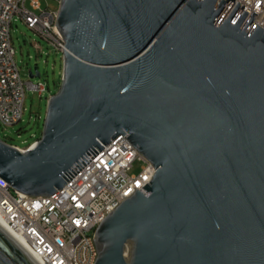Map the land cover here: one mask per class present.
I'll return each mask as SVG.
<instances>
[{"label":"water","instance_id":"95a60500","mask_svg":"<svg viewBox=\"0 0 264 264\" xmlns=\"http://www.w3.org/2000/svg\"><path fill=\"white\" fill-rule=\"evenodd\" d=\"M236 0H60V89L0 177L51 196L117 136L152 180L97 227L94 264H264V29ZM31 79L41 76L38 66ZM0 264H42L0 223Z\"/></svg>","mask_w":264,"mask_h":264},{"label":"built area","instance_id":"2783aa9c","mask_svg":"<svg viewBox=\"0 0 264 264\" xmlns=\"http://www.w3.org/2000/svg\"><path fill=\"white\" fill-rule=\"evenodd\" d=\"M25 1L0 0V121L5 125L22 120L27 90L38 91L40 97L47 91L44 83L24 81L20 75L11 38L14 16L20 15L30 29L65 52L66 43L57 28L59 12L38 14L28 10ZM238 3L250 9L239 28L254 12L257 15L246 33L255 24L264 29V0H236L225 19ZM32 5L40 10L37 0ZM127 135L117 136L107 146L101 143L104 149L51 196L25 195L0 177V218L42 264H94L98 257L97 227L136 189L148 194L143 187L152 180L156 169L139 154ZM136 160H143L145 165L140 174L132 175Z\"/></svg>","mask_w":264,"mask_h":264},{"label":"rangeland","instance_id":"374dc122","mask_svg":"<svg viewBox=\"0 0 264 264\" xmlns=\"http://www.w3.org/2000/svg\"><path fill=\"white\" fill-rule=\"evenodd\" d=\"M26 0L25 7L35 13L42 11H58V0H37L40 10H35L32 2ZM12 44L15 49V60L20 75L24 81L30 78L29 72L35 65L41 74L39 78L31 79L33 82H42L47 91L40 97L38 91L27 90L25 111L21 121L13 125H5L0 121V139L12 146L27 149L42 135L48 100L60 89L63 72V52L58 50L40 34L30 29L20 15H15L11 26ZM145 162L136 160L131 168L132 175L142 171Z\"/></svg>","mask_w":264,"mask_h":264},{"label":"bare ground","instance_id":"6f19581e","mask_svg":"<svg viewBox=\"0 0 264 264\" xmlns=\"http://www.w3.org/2000/svg\"><path fill=\"white\" fill-rule=\"evenodd\" d=\"M32 147L33 146H35V145H31ZM0 223L10 232V233H12L14 236H15V234L11 231V229H9L7 226H6V224L2 221V219L0 218ZM16 238H17V236H15ZM18 239V238H17ZM19 240V239H18ZM20 241V240H19ZM21 242V241H20ZM22 243V242H21ZM25 247H26V245L24 244V243H22ZM27 248V247H26Z\"/></svg>","mask_w":264,"mask_h":264}]
</instances>
